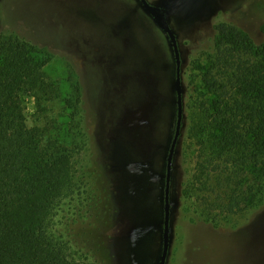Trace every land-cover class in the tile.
I'll return each instance as SVG.
<instances>
[{
    "label": "rangeland",
    "instance_id": "rangeland-1",
    "mask_svg": "<svg viewBox=\"0 0 264 264\" xmlns=\"http://www.w3.org/2000/svg\"><path fill=\"white\" fill-rule=\"evenodd\" d=\"M146 1L164 10L180 57L182 117L170 171L165 264H264V195L226 215L208 210L201 198L209 194L198 184L193 196L183 194L199 159L192 127L217 98L202 80L217 59L214 27L228 22L263 41L264 0ZM0 34L25 39L48 58L44 74L56 91L39 107L29 92L22 99L27 124L64 139L76 179L86 178L52 221L71 256L102 264L91 245L90 232L98 230L118 248L120 258L110 264H158L176 121L168 35L139 0H0ZM68 98L76 101L73 116L63 107Z\"/></svg>",
    "mask_w": 264,
    "mask_h": 264
},
{
    "label": "trees",
    "instance_id": "trees-1",
    "mask_svg": "<svg viewBox=\"0 0 264 264\" xmlns=\"http://www.w3.org/2000/svg\"><path fill=\"white\" fill-rule=\"evenodd\" d=\"M214 28L217 59L202 80L217 98L192 127L199 159L183 194L193 196L198 184L209 194L201 198L208 210L227 215L258 204L264 195V39L256 42L228 22ZM47 62L35 44L0 34V264H84L71 256L52 221L86 178L76 179L64 139L48 134V127L29 126L24 115L22 93L29 92L39 107L56 91L44 74ZM73 98L63 106L72 116ZM205 218L214 219L211 213ZM90 234L102 264L120 258L98 230Z\"/></svg>",
    "mask_w": 264,
    "mask_h": 264
},
{
    "label": "water",
    "instance_id": "water-1",
    "mask_svg": "<svg viewBox=\"0 0 264 264\" xmlns=\"http://www.w3.org/2000/svg\"><path fill=\"white\" fill-rule=\"evenodd\" d=\"M145 10L154 18L158 25L168 35L175 58V92H176V121L172 135V139L168 148L166 157V168H165V187L163 197V231H162V249L158 264H165L168 248H169V219H170V204H169V181L172 158L176 146V142L179 137L181 128V117H182V104H181V87L179 77L180 57L177 47V42L174 33L170 29L164 15V10L148 3L146 0H139Z\"/></svg>",
    "mask_w": 264,
    "mask_h": 264
}]
</instances>
